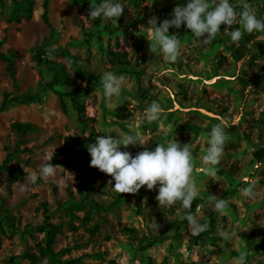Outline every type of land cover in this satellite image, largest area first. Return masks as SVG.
<instances>
[{
    "label": "rangeland",
    "instance_id": "obj_1",
    "mask_svg": "<svg viewBox=\"0 0 264 264\" xmlns=\"http://www.w3.org/2000/svg\"><path fill=\"white\" fill-rule=\"evenodd\" d=\"M3 1L0 41L6 40L0 51L16 54V93L37 92L52 78V71L33 57L36 47L67 48L94 75L106 70L124 75L125 87L107 106L103 89L94 78H78L79 89L73 100L65 99L66 109L57 95L48 91L41 103L17 105L0 113V163L17 145L19 152L8 165L18 160L27 174L38 171L54 154L64 163L55 166L54 178H38L24 192L20 188L25 177L10 186L6 173L0 170V204L4 201L18 229L11 236L7 228L0 232V264H29L12 257L43 242L44 234L35 226L44 222L45 216L49 222L62 224L55 250L72 249L64 254V260L84 256L86 262L98 264H236L234 258L239 252L247 251V264H264V162H257L253 155L264 147V41L254 39L246 44L249 52L239 58L223 24L208 45L182 25L169 29L181 39V55L169 62L158 48L151 51L147 20L153 14L161 20L170 18L172 9L185 0H122L125 11L118 19L101 20V28L109 25L116 30L113 34L92 24L81 0H50L51 27L41 17L43 0H33L32 19L20 23L9 22L12 3ZM252 5L257 15L264 17V1L252 0ZM111 52H126L128 63H118ZM52 59L76 76L64 58ZM142 87L147 88L151 99L141 98ZM6 91L14 89L6 63L0 60V102ZM152 100L159 101L166 111L158 121L148 122L143 118L144 110ZM81 106L91 121H79L77 107ZM221 118L226 121L228 136L223 155L213 166L216 175L208 176L197 169L204 167L201 158L207 150L208 132ZM16 121L30 122L38 131L19 136L10 128ZM190 126L201 128V132L196 134ZM232 126L236 129L228 131ZM90 127L100 136L138 133L146 144L127 146L133 155L145 147L155 148L158 142L176 139L182 144L192 143L197 196L219 199L228 194L223 212H212L207 203H201L193 213L201 220L212 215V231L192 234L178 203L161 206L155 199L157 188L143 186L137 193H119L109 184L111 177L96 167H90L96 190L93 198L104 206L117 196L123 201L106 211L91 213L87 227L98 224L96 235L79 221L73 223L78 226L73 229L69 219L55 208L70 197L80 199L77 189L85 184L86 175L80 170L82 156L75 151L71 138L87 136ZM253 181L258 197H243L240 188ZM41 202H47L51 209L47 215L37 211ZM218 229L231 235L221 237ZM154 239L159 242L148 246Z\"/></svg>",
    "mask_w": 264,
    "mask_h": 264
},
{
    "label": "clouds",
    "instance_id": "obj_2",
    "mask_svg": "<svg viewBox=\"0 0 264 264\" xmlns=\"http://www.w3.org/2000/svg\"><path fill=\"white\" fill-rule=\"evenodd\" d=\"M125 11L122 0H90L89 18L101 20L118 19ZM170 18L160 19L153 14L147 20L150 48L153 52L158 48L166 61L175 62L181 55V39L170 28L179 29L184 25L194 37L199 38L203 45L210 44L217 34L224 31L233 43L239 44L242 36L255 35L256 41H264V17L257 15L252 0H185L182 5L175 6ZM237 25L230 28V26ZM101 86L107 106L111 105L114 97H119L125 87L124 75L106 70L101 75ZM166 109L157 100H152L144 110V120L158 121ZM226 121L221 118L211 126L208 132L207 150L202 156L204 167L197 169L208 176H215V165L218 164L224 152L228 133ZM146 142L138 133L129 131L126 134L113 137L112 135L97 136L94 143L87 146L90 154V166L110 174L113 190L119 193H137L146 186L152 190L157 188L155 199L161 206L179 204L185 210L188 228L192 234H199L209 228L208 219H198L191 211L192 202L197 196V184L193 177L192 143H180L176 139L158 142L155 148L145 147L133 155L130 151L122 150L129 145H145ZM52 162L43 163L38 171L28 173L24 178L20 191L26 186L35 184L39 179L47 180L56 176ZM114 180V184L112 181ZM158 186V187H157ZM241 195L255 199L259 192L255 182H250L240 188ZM227 206L224 198H209L206 207L212 212H223ZM221 237L227 238L230 233L219 230ZM247 251L239 252L234 258L236 264H247Z\"/></svg>",
    "mask_w": 264,
    "mask_h": 264
},
{
    "label": "trees",
    "instance_id": "obj_3",
    "mask_svg": "<svg viewBox=\"0 0 264 264\" xmlns=\"http://www.w3.org/2000/svg\"><path fill=\"white\" fill-rule=\"evenodd\" d=\"M264 1V0H263ZM99 2V0H96ZM234 2V0H233ZM11 9L9 13V22L20 23L22 21H29L33 17L35 2L33 0H11ZM83 8L88 11L90 10V0H81ZM1 4L4 6V1L1 0ZM43 13L42 20L43 22L51 27L50 18H49V7L50 0H43ZM92 24L105 30L111 34L115 33L116 30L109 25L103 26L101 28V19L95 18L92 19ZM237 25L230 26V28L235 27ZM186 28V27H185ZM188 33H191L189 29L186 28ZM254 34L245 33L241 40L239 41L240 46H236L235 43L232 42V50L238 57H243L249 49L246 44L254 41ZM6 38L0 41V46L5 43ZM112 56L118 63H128L126 52H111ZM62 57L67 62L70 63L73 71L75 72V77L71 75V73L66 69V67L54 61L53 57ZM33 57L45 67L52 71V78L49 81H46L42 84V87L37 92H24V93H16L15 91L18 89V79L16 76V66L15 59L16 54L12 50H8L6 52L0 51V60L6 63V71L8 76L12 82V87L14 91H6L3 93L2 100L0 102V113H4L8 111L13 106L17 105H33L36 103H41L44 100L43 94L51 91L55 95H57L59 102L63 109H66V98H70L73 100L76 96V93L79 89L78 87V78H94L95 84L102 88L101 86V75H94L89 72L82 64L80 57L72 54L67 48H58L51 49L47 47H36L33 49ZM247 85V84H245ZM61 88V89H60ZM63 88H71L70 90H64ZM141 98L143 99H151L149 96V92L147 88L142 87L140 90ZM79 121L82 123H86L91 121V118L87 117L85 114L84 106L77 107ZM11 130L15 132L19 136H24L29 132H37L38 127L30 122H13L10 126ZM191 131L199 134L201 132V128L190 126ZM235 126L229 128L228 131L233 132L235 130ZM98 135L93 127L89 128L88 135H76L71 138L72 145L77 153L82 156V160L79 164L80 170L86 175V182L82 188L77 189V194L80 196L79 200H76L73 197H70L64 202H58L55 208V211L62 212L72 224L73 229H77L78 226H75L73 223L75 221H79L82 226H86L87 231L91 235H96L99 231V225L93 224L90 227H87V224L91 221L90 215L93 211H106L111 207H114L120 204L123 201L121 196H117L113 202L109 206H104V204L98 202L93 198V195L96 193V190L92 184L93 174L90 170V154L87 151V146L91 143L95 142V139ZM23 143V141L21 142ZM122 150H126L123 146H121ZM27 151L30 149L25 148ZM19 152L18 145L11 152L7 153L4 160L0 163V170L6 173L7 181L10 186L14 183L22 180L27 172L23 166L20 165L17 160L14 165H8L10 163V158L16 156V153ZM254 158L257 162H264V147H260L253 153ZM52 162L54 165H64L63 162L58 160V155L54 154L51 160L47 163ZM100 173H104L98 170ZM106 174V173H105ZM110 176V174H107ZM111 177V176H110ZM56 190V187H53ZM237 190H234L233 193H236ZM228 194L222 196L226 200V196ZM210 196H197L194 198L192 202V207L190 211L194 213L195 209L201 203H207ZM37 211H43L45 215L51 212V209L48 208L47 202H41L37 207ZM85 212L84 216H80L79 213ZM183 214L185 215V210L183 209ZM186 217V215H185ZM209 222L208 231H212L214 227L215 219L212 215L206 217ZM7 228L10 236L18 232L16 222L13 216H11L7 209L4 206V201L0 204V232H4ZM37 232L44 234L43 242L37 243L35 246L27 247L21 254L17 256H13L12 260L16 261L17 259H23L28 261L29 264H98L86 262L84 260V256L71 258V259H62L64 254L69 253L72 249L65 248L59 251L55 250V243L57 236L61 233L62 224L49 222L48 216H45L44 222L35 226ZM128 231L133 232V229H128ZM180 236L177 234L175 239L178 240ZM159 240L154 239L151 241L148 246H152L155 243H158ZM1 245V240H0ZM112 264H115L114 261H111Z\"/></svg>",
    "mask_w": 264,
    "mask_h": 264
}]
</instances>
